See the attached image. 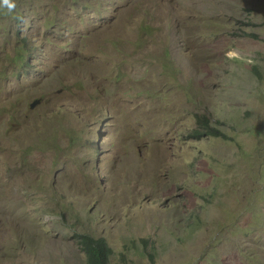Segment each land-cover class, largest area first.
Wrapping results in <instances>:
<instances>
[{
	"label": "rangeland",
	"instance_id": "rangeland-1",
	"mask_svg": "<svg viewBox=\"0 0 264 264\" xmlns=\"http://www.w3.org/2000/svg\"><path fill=\"white\" fill-rule=\"evenodd\" d=\"M128 1L0 0V264H264V0ZM205 111L229 140H186Z\"/></svg>",
	"mask_w": 264,
	"mask_h": 264
},
{
	"label": "trees",
	"instance_id": "trees-1",
	"mask_svg": "<svg viewBox=\"0 0 264 264\" xmlns=\"http://www.w3.org/2000/svg\"><path fill=\"white\" fill-rule=\"evenodd\" d=\"M97 4L100 6L103 0H95ZM13 7L12 9H8L0 5V11L6 17H11L13 20L17 22V26L21 29H24V22L26 15L20 11L14 2L10 3ZM136 5V3H134ZM150 17V14H148ZM146 22V23H145ZM150 21L147 19L144 20V25H139L137 23V32L141 37H147L151 26L149 25ZM139 43H144L141 41ZM46 58V57H45ZM173 67L172 61L170 58L164 59V62L161 65V69L164 75L168 78L170 75L171 68ZM22 69L25 70V74H29L28 63H24ZM252 72L256 75L257 78L260 79L261 74L258 71L257 66L252 67ZM179 73V71H177ZM174 76H176V70L174 71ZM188 115V113L186 114ZM194 123L195 127L189 130V135L186 137V140H200L204 138H214V139H222L229 140V137L225 135L218 127L215 128L211 118H209V114L207 111L197 113L194 115ZM258 134V133H255ZM94 151L96 152V156H100V152L97 147H94ZM251 153H247L246 156ZM72 239L74 240L78 250L82 253L85 264H113L111 260L112 249L107 244L106 240L103 238H94L92 235L87 233H73ZM145 243V242H141ZM146 244V243H145Z\"/></svg>",
	"mask_w": 264,
	"mask_h": 264
},
{
	"label": "clouds",
	"instance_id": "clouds-1",
	"mask_svg": "<svg viewBox=\"0 0 264 264\" xmlns=\"http://www.w3.org/2000/svg\"><path fill=\"white\" fill-rule=\"evenodd\" d=\"M10 1H11V0H10ZM119 1H120V3L125 2V3L129 4L130 6H133V5H134V3H131V2H129L128 0H119ZM10 3H11V2H10ZM2 4H3V3H2ZM14 4H15V3H14ZM16 7H17V6H15V8H16ZM119 8H120V5H119L118 8H116V7L114 6V4L111 2V3H110V6H109V8H108V10H107V11L105 10V11L101 14V17L103 18L102 20L108 25V27H111V26H112V24H113V22H114V19H115V16H116V14H117ZM84 9H85V8H84ZM128 22L131 23V24L134 26V29H135V31H136V30H137V21H136L134 15H133V13L130 14V15H128ZM35 51H36V49H35ZM20 54H22L21 50L15 52V56H16V59H17V62H18V63H19V61H21V60L24 61V56H23V55H20ZM39 58H40L41 60H43V58H44V60L46 61V58H45V57H40V56H39ZM44 60H43V61H44ZM45 61H44V63L39 62V63L41 64V68H40L37 72L32 71L30 65L28 64L29 74H28V75L25 74L26 77H25L24 80H22V82H24L25 84H28V85L31 86V91H33V92H35V93L37 94L36 98H34V99L29 103V105H28V108L30 109V111H33L36 107H38V106L41 105L43 102H45V99H44V97H43V95H42L41 85H40V81H41V78H42V76H43L44 69L47 68V66H46V62H45ZM24 63H26V62H23V64H24ZM22 82H20V83H22ZM36 100H38L39 103H38L33 109H31V108H30L31 103H33V102L36 101ZM14 111H15V110H14ZM15 112H16V111H15ZM212 123H213L214 127L217 128V126L215 125V123H219V122H217V121H212ZM204 139H205V138H204ZM200 140H202V139H200Z\"/></svg>",
	"mask_w": 264,
	"mask_h": 264
},
{
	"label": "water",
	"instance_id": "water-1",
	"mask_svg": "<svg viewBox=\"0 0 264 264\" xmlns=\"http://www.w3.org/2000/svg\"><path fill=\"white\" fill-rule=\"evenodd\" d=\"M38 103H39L38 100L34 101L33 103H31L30 108L33 109Z\"/></svg>",
	"mask_w": 264,
	"mask_h": 264
}]
</instances>
